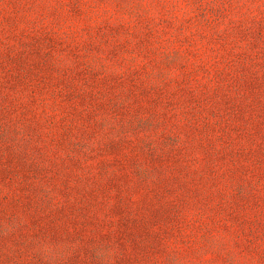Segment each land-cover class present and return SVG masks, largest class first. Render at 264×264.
I'll use <instances>...</instances> for the list:
<instances>
[{
	"label": "rangeland",
	"instance_id": "374dc122",
	"mask_svg": "<svg viewBox=\"0 0 264 264\" xmlns=\"http://www.w3.org/2000/svg\"><path fill=\"white\" fill-rule=\"evenodd\" d=\"M0 264H264V0H0Z\"/></svg>",
	"mask_w": 264,
	"mask_h": 264
}]
</instances>
